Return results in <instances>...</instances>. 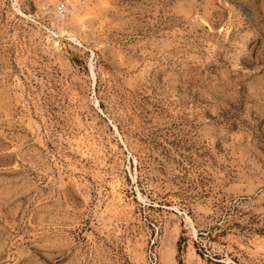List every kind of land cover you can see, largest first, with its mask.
Returning <instances> with one entry per match:
<instances>
[{"label":"rangeland","instance_id":"obj_1","mask_svg":"<svg viewBox=\"0 0 264 264\" xmlns=\"http://www.w3.org/2000/svg\"><path fill=\"white\" fill-rule=\"evenodd\" d=\"M0 264H264V0H0Z\"/></svg>","mask_w":264,"mask_h":264},{"label":"built area","instance_id":"obj_2","mask_svg":"<svg viewBox=\"0 0 264 264\" xmlns=\"http://www.w3.org/2000/svg\"><path fill=\"white\" fill-rule=\"evenodd\" d=\"M65 11V10H64ZM65 13H61L60 14V16H61V18L63 17V16H66V14L64 15Z\"/></svg>","mask_w":264,"mask_h":264}]
</instances>
